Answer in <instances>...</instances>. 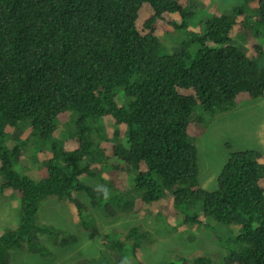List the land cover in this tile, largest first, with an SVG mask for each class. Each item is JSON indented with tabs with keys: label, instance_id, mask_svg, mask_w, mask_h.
<instances>
[{
	"label": "trees",
	"instance_id": "trees-1",
	"mask_svg": "<svg viewBox=\"0 0 264 264\" xmlns=\"http://www.w3.org/2000/svg\"><path fill=\"white\" fill-rule=\"evenodd\" d=\"M199 1L211 9L212 0ZM244 2L256 3L252 21L239 22L243 12L235 6L205 20L199 16L203 26L197 31L198 10L189 0H0L1 187L20 195L18 226L0 233V264L33 233H53L36 219L45 198L74 203L78 192L110 212L124 198L119 209L132 205L137 211L169 195L168 211L157 206L154 219L177 226L179 220L200 223V214L214 218L233 233L219 264H264V154L231 151L216 188L208 190L199 183L194 142L205 116L264 97V0ZM147 6L152 13L141 19ZM172 32L183 42L179 51L167 53L160 34ZM197 104L203 115L193 116ZM66 117L73 124L59 140ZM109 117L110 126L125 128L117 142L93 124ZM27 124L51 151L47 175L39 179L16 168L25 142L3 146L9 127ZM106 151L112 155L103 182L111 193L107 200L82 180L98 176L88 163ZM137 232L131 228L125 238L134 259ZM116 245L118 260L112 263L104 252L100 264H123L126 245ZM33 247L45 250L38 243ZM163 264L217 263L205 255L177 254Z\"/></svg>",
	"mask_w": 264,
	"mask_h": 264
},
{
	"label": "rangeland",
	"instance_id": "rangeland-1",
	"mask_svg": "<svg viewBox=\"0 0 264 264\" xmlns=\"http://www.w3.org/2000/svg\"><path fill=\"white\" fill-rule=\"evenodd\" d=\"M189 2L192 9L198 10L194 19L196 26L194 30L197 31H202L203 26L199 16L205 20L207 16L217 11L224 12L235 6H240L243 12L238 20L249 18L252 21L255 16V4H245L244 0H212L211 9L205 8L199 0H189ZM151 13L150 7H145L142 10L141 19L148 18ZM175 35L174 32L160 34L165 52L179 51L181 48L183 38L176 40ZM163 39H168V44H165ZM257 39L263 43L262 38ZM261 60L264 62V57ZM194 113L193 116L203 115L200 104L196 105ZM208 117L205 116L204 126L198 125L201 126L202 132L196 135L198 137L194 138V142L198 149L200 186L212 190L216 188V177L231 151L255 149L264 154V97L244 100L229 111L219 112L212 118ZM111 122L112 119L109 117L104 121L95 119L93 124L100 127L106 137L112 136L114 142H117L123 139L125 128L124 126L116 127L114 124L112 127L108 124ZM72 124L67 117L60 120L57 133L59 140L68 137L66 130L71 128ZM32 133L33 130L28 124L23 125L22 128L9 127L3 146L12 148L19 142H25L18 154L16 168L39 179L47 175L45 162L50 157L51 151ZM96 134L100 136L98 132ZM106 137L103 138L104 141ZM106 146L108 150L112 148ZM110 156H112L111 151H106L102 159L87 161L98 176L84 177L82 180L99 192L105 188L103 182L109 177L112 168ZM4 182L5 176L0 173V233L6 229H15L19 224L20 195L2 189L1 184ZM114 183V185H120L118 179H114ZM125 201L124 198V203L121 201L118 207L110 212L105 209L102 202L96 203L87 194L81 192L75 194L74 203L58 196L45 198L41 202L36 219L39 225L51 228L53 233L38 232L33 233L29 240L25 238V247L12 250L5 264H60L63 262L100 264L104 261L101 255L104 252L111 256V262L114 263L119 256L116 243L120 241L126 245L125 250L127 249L123 264H163L177 254L188 258L205 255L212 258L214 263H221L225 254L226 241L233 236L232 232L229 233V226H225L214 218H203L201 214L199 215L200 223H180L179 220L177 226L167 224L164 219H154L153 216L158 212V207L164 212L168 211L169 195L162 203L153 204V208L152 206L145 208L144 205L137 211L132 205L130 208L119 209L121 204L125 205ZM196 212L199 210L196 209ZM131 228L137 229V235L140 238L135 259L128 247V245L132 247V242L125 239ZM105 234L110 235L108 240ZM34 243L42 245L45 250L30 248ZM237 247L238 245L234 246L236 249Z\"/></svg>",
	"mask_w": 264,
	"mask_h": 264
},
{
	"label": "clouds",
	"instance_id": "clouds-1",
	"mask_svg": "<svg viewBox=\"0 0 264 264\" xmlns=\"http://www.w3.org/2000/svg\"><path fill=\"white\" fill-rule=\"evenodd\" d=\"M254 4H255V8H256V3L255 2H253ZM247 4H249V3H247ZM237 20H238V18H237ZM239 22H243V20L242 19H240V20H238ZM3 184V183H2ZM102 192H103V198L105 199V200H107V199H109L110 198V195H111V193H110V191L107 189V188H103L102 189Z\"/></svg>",
	"mask_w": 264,
	"mask_h": 264
}]
</instances>
